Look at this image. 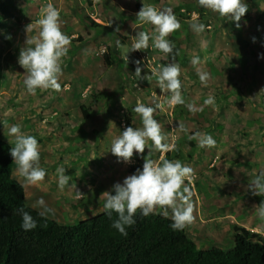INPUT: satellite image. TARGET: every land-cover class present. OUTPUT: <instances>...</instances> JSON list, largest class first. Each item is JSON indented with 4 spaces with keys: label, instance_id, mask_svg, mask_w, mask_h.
Returning <instances> with one entry per match:
<instances>
[{
    "label": "rangeland",
    "instance_id": "rangeland-1",
    "mask_svg": "<svg viewBox=\"0 0 264 264\" xmlns=\"http://www.w3.org/2000/svg\"><path fill=\"white\" fill-rule=\"evenodd\" d=\"M246 3L240 27L231 31L229 20L200 6L198 0H93L92 6L85 0H0V139L14 146L8 133L13 124L37 139L39 166L54 185L46 182L35 206L40 200L52 201L55 207L64 204L66 189L73 184L85 196L77 200L73 219L65 214L64 221L75 224L98 215L104 211L102 193L141 169L144 158L159 164L166 151L179 148L182 155L174 161L193 169L185 179L193 206V220L186 229L198 247L230 249L233 225L264 237V219L247 195L248 184L264 172V59H258L264 53V0ZM48 5L59 12L61 30L71 43L63 58L61 90L37 89L31 94L23 83L27 73L18 55L22 47L32 46L28 41L38 38V21ZM143 5L172 9L180 28L166 39L174 38L173 44L182 50L178 60L166 59L152 47L151 39L148 49L131 51L138 32L157 34L154 25L137 18ZM88 19L101 27H91ZM194 24L205 28L197 31ZM104 55L113 56L111 66L105 65ZM194 57L199 63H192ZM134 61L135 67L128 65ZM170 62L181 68L184 105L168 103L170 93L160 89L152 71ZM136 67L141 68L140 78L135 76ZM85 83L94 85L85 90ZM209 96L215 98L213 105L204 104ZM137 101L156 109L153 115L169 148L160 150L149 140L139 157L134 152L129 164L118 163L110 148L125 130V119L133 128L142 127L134 112ZM81 104L88 107L89 120L82 118ZM196 132L210 134L215 146L201 148L192 138ZM96 144H105L106 152L100 147L98 154H90V146ZM58 167L70 177L71 185L63 189L58 187ZM106 175L113 178L106 181ZM18 176L15 167L13 177ZM99 180L101 189H96ZM23 184L28 197L35 184ZM81 203L92 205L80 211Z\"/></svg>",
    "mask_w": 264,
    "mask_h": 264
},
{
    "label": "clouds",
    "instance_id": "clouds-1",
    "mask_svg": "<svg viewBox=\"0 0 264 264\" xmlns=\"http://www.w3.org/2000/svg\"><path fill=\"white\" fill-rule=\"evenodd\" d=\"M198 3L219 14L220 17L233 22L236 28L240 27L239 22L248 11L246 0H198ZM136 15L141 22L154 25L157 34L150 37L145 31L138 32L133 38L135 42L131 45V51L148 49L151 39L152 47L166 55L171 54L174 45L166 37L180 28V22L172 9L161 10L154 5H143ZM38 24L40 26L38 38L28 41V44L32 46L22 47L19 50L18 63L27 73L23 83L27 92L31 94H34L37 89H52L59 92L62 87L59 77L62 74L63 58L68 52L71 41L61 30L59 12L51 5L44 9L43 18L38 21ZM29 27L30 25L27 28ZM193 28L203 31L205 25L194 24ZM6 39H11V37H6ZM252 42H256L255 37L252 38ZM258 59H264V53L258 54ZM192 63H199V58L194 57ZM152 71L157 77L160 89L170 93L168 103L184 105L185 100L181 94L182 85L179 79L180 65L170 62ZM135 76L141 77L140 67H136ZM200 80L203 82L205 76L201 75ZM214 103L215 98L212 96L204 100L205 105ZM188 107L192 106L188 105ZM155 111V108L137 101L134 112L139 115L142 127H127L112 142L110 151L117 157L118 163L129 164L134 152L139 157L149 140L156 148L168 150L169 145L163 142L165 136L161 125L154 118ZM8 133L14 137V146L10 148V156L15 161L19 174L28 183L35 184L44 181L47 173L39 166L40 151L37 139L26 135L16 124L9 127ZM192 138L197 140L201 148H212L216 144L210 134L196 132ZM56 173L58 187L63 189L68 185L70 177L65 175L63 167H58ZM192 173L193 169L183 165L179 160H163L162 163L157 164L150 158H144L141 169H137L132 175L124 178L122 183L114 184L110 191L102 193L105 198L103 208L109 219L112 218L113 213L116 214L111 227L122 236H126V229L135 224V217L139 212L141 216L159 213L165 218L170 217L172 220L170 227L174 230H183L193 220L192 193L185 184V179L190 178ZM248 190L253 195L264 194V172L251 180ZM75 195L81 196L78 191ZM37 203L42 207L40 213L42 217L51 214L52 210L44 205L43 200ZM256 208L258 216L264 219V202L256 205ZM17 211L21 217L22 230L27 232L37 227V221L27 211L23 208Z\"/></svg>",
    "mask_w": 264,
    "mask_h": 264
},
{
    "label": "trees",
    "instance_id": "trees-1",
    "mask_svg": "<svg viewBox=\"0 0 264 264\" xmlns=\"http://www.w3.org/2000/svg\"><path fill=\"white\" fill-rule=\"evenodd\" d=\"M85 1L92 6L93 0ZM181 10L176 8L177 12ZM186 10L190 12L189 7ZM88 23L93 28L101 27L90 19ZM228 27L231 31L237 29L231 21ZM168 40L173 44L174 38ZM164 56L178 60L182 50L174 45L173 52ZM103 60L111 66L109 56L104 55ZM128 65L133 67L135 61ZM79 110L84 120L89 119L85 104ZM125 121V128L130 127L127 118ZM11 147L0 139V264H264V237L243 226L231 227L232 247L224 250L217 246L198 247L186 227L172 229L171 218L159 213L141 216L137 212L136 222L126 229V236L111 227L116 214L109 219L105 210L75 224H59L42 217L41 212L25 204L24 187L13 177L15 161L10 156ZM181 155L179 148L166 151L159 164ZM247 195L254 206L264 202V194L253 195L247 188ZM20 208L37 221L35 229L22 230L17 211Z\"/></svg>",
    "mask_w": 264,
    "mask_h": 264
},
{
    "label": "crops",
    "instance_id": "crops-1",
    "mask_svg": "<svg viewBox=\"0 0 264 264\" xmlns=\"http://www.w3.org/2000/svg\"><path fill=\"white\" fill-rule=\"evenodd\" d=\"M93 5V4H92ZM88 6V5H87ZM112 58H113V56H112ZM112 58H110V59H112ZM111 63H112V60H111ZM113 64V63H112ZM111 64V65H112ZM135 67V66H134ZM95 81H96V78H95ZM86 84V83H85ZM84 84V85H85ZM94 84H92V85H90V83H88V84H86L85 86H82V89H84V88H86L85 90H87L88 88H90L91 86H93ZM90 119V118H89ZM88 119V120H89ZM64 123L66 122V121H63ZM68 130H70V129H68ZM74 132H77V131H74ZM75 134H77V133H75ZM69 136H76V135H70L69 134ZM100 147H102L103 149H104V151L103 152H106V145L105 144H103V145H101V146H98L97 144L95 145V146H93V145H91L90 146V148L92 149V152L90 153V154H94V153H96V154H98V152L100 151ZM107 166V165H106ZM15 167H17V165H16V163L14 164V170H13V176H14V171H15ZM100 170V169H99ZM103 172H105V171H103ZM110 178H113V176L111 175V177H108V175H106V177L105 178H103V179H105L106 181H108ZM14 179H16L18 182H20L21 184H22V186L24 185L23 184V182L25 181V179H23V177L20 175V176H18L17 178H15L14 177ZM102 179V180H103ZM50 180V185L52 186V185H54V182H52V180H51V178H49V179H44V181H42V182H38V183H35V185H33V188H30L29 189V191H28V197H27V193H26V188H25V186H23L24 187V194H25V204L28 206V207H30V208H32V209H34V210H36V211H39V212H41L42 211V207L39 205V206H35L36 204H34L35 202H36V195H39L40 194V192H41V188L44 186V185H46V182H48ZM98 183H99V185H96V183H94L95 184V187L94 188H96V189H101V180H99L98 181ZM26 184H27V182H26ZM71 185V184H70ZM69 185V186H70ZM33 191V192H32ZM35 191V192H34ZM40 191V192H39ZM76 191H78L80 194H81V196H79V197H77L76 195H75V192ZM101 191V190H100ZM66 193L68 194L67 195V200H65V202H64V204H60V205H62V206H60V205H58V207H55V205H53V202L51 201V202H49L48 201V203H46V204H44L46 207H48V208H50V206H51V214H49V215H46L48 218H50V219H52V220H54V221H56L57 223H59V224H71V222H66V221H64V219L62 218V216H65V214H67V216L68 217H70L71 219H73L72 217L73 216H75V207H76V205L78 204V201L77 200H80V199H82V198H84V196H85V194H84V192H81V191H79V190H76L75 189V187L73 186V184H72V188L70 189V190H67L66 189ZM33 195V198H31V196ZM101 195V194H100ZM35 197V198H34ZM38 197V196H37ZM91 205H92V203H91ZM91 205L88 207L87 206V204H84V203H81L80 204V211H82V209L83 210H87V207H88V210H89V208L91 207ZM77 209H79V208H77ZM68 219V218H67ZM68 221V220H67Z\"/></svg>",
    "mask_w": 264,
    "mask_h": 264
}]
</instances>
